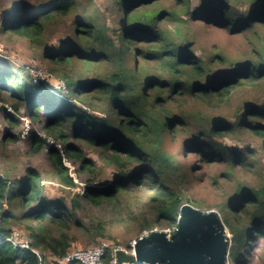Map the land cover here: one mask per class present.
Returning a JSON list of instances; mask_svg holds the SVG:
<instances>
[{
    "label": "trees",
    "instance_id": "trees-1",
    "mask_svg": "<svg viewBox=\"0 0 264 264\" xmlns=\"http://www.w3.org/2000/svg\"><path fill=\"white\" fill-rule=\"evenodd\" d=\"M168 1L170 7L165 6ZM84 3L26 5L14 0L2 11L0 26L42 49V60L56 66L65 84V93L48 94L44 84L28 77L29 71L0 64V112L10 128L3 141L22 138V130L11 132L20 128L19 112L33 122H41L44 113L48 118L42 129L60 143L62 153L35 129L27 133L29 152L45 150L57 180L73 191L77 183L64 157L87 174L89 184L83 194L74 191L68 202L66 196L45 195L43 177L34 167L21 178L0 176V264H56L52 258L73 250L76 230L94 240L114 239L105 221L87 215L85 204L99 208L119 203L134 190L149 207L147 214L133 217L140 231L155 225L178 227L189 172L220 163L229 166L221 175L227 180L240 168L237 187L217 209L232 235L230 261L250 264L256 259L264 264V184L247 186L240 177L257 167L258 152H264V103L245 101L234 108L232 119L212 116L194 132L186 115L187 104L219 110L238 90L264 83V36L253 41L255 55L229 57L217 50L201 55L194 48L190 23L201 20L258 36V28L264 29V0H110L108 9L122 20L119 31L108 27L101 14L86 12L74 19L73 38L60 45L44 41L49 23ZM245 132L261 141L258 146L240 143ZM184 136L181 156H198L191 167L166 147L165 138L176 144ZM84 145L92 147L103 166ZM104 167L113 168V180L91 184ZM214 182L219 184L217 177ZM19 221L25 224L30 248L8 241L12 224ZM118 259L134 258L120 252Z\"/></svg>",
    "mask_w": 264,
    "mask_h": 264
},
{
    "label": "rangeland",
    "instance_id": "rangeland-1",
    "mask_svg": "<svg viewBox=\"0 0 264 264\" xmlns=\"http://www.w3.org/2000/svg\"><path fill=\"white\" fill-rule=\"evenodd\" d=\"M12 1L14 0H0V18L5 17L2 16V11L11 6ZM21 1L26 5H39L40 3H46L52 0ZM78 1L86 3L80 4L78 10L74 13L65 17H56L54 21L49 23L44 31V41H49L50 45H60L62 42L73 38V21L78 15L86 12L89 14H101L108 27L115 28L116 31L120 30L122 20L112 9H108L110 0ZM170 5L171 1L165 2L166 7H170ZM240 9L244 10L245 8L240 7ZM258 29L260 33L258 36L253 33L246 34L245 32L233 33L228 28L207 25L201 20L191 22L189 28L190 32H192L196 38L194 48L198 50L201 55L217 50L224 52L229 57L238 58L256 54V51L254 52L253 41L260 36H264V29ZM118 41H120V39ZM41 53L42 49L33 47L27 41L21 39L17 35L7 32L0 26V64L2 66L7 64L8 67L16 72H28L29 68L34 66L43 68V70L47 71L52 76V79L44 84L47 87V89L44 88V91L48 94L51 92L58 94L61 92V89H57V87L62 84L61 75L57 69H55L56 66L42 60ZM48 69H50L51 72ZM29 74L30 73H28V77H33L31 76L32 74ZM63 91L64 92L62 93H65V90ZM245 101L255 102L256 104L264 103V83H259L257 86L250 85L244 87L242 90H238L230 100L229 105H224L219 110L200 106L197 103L187 104L186 115L187 119L192 124L190 132L198 131L199 127L203 126L204 122L208 121V118H212V116L229 117L232 119L235 111L234 108ZM1 105L2 104L0 103V106ZM8 107L13 111L10 105H8ZM199 111L201 112L200 116L202 117L196 113ZM17 116L21 121L20 128H13L11 132L18 133L19 130H22V138L15 142H4L3 135L6 131H9L10 128L7 124L4 113L0 112V176L9 175L13 179L21 178L28 167H34L39 170L43 177L45 195L48 198L66 196V199L69 202L74 191H81L85 185L89 184L87 174L77 171V165L72 163V168L69 169V173L73 174V177H75V180L77 181L75 189L73 191L71 187L62 185L60 181L57 180L55 172L47 161L45 150H42L39 153L29 152L30 138L28 134L23 137L26 125L29 126V130L35 129L41 135H45L46 133L43 131L42 125L47 121L48 116L42 113L41 122H33L24 112H19ZM26 119L28 121H26ZM199 121H201L202 124H200ZM186 136L181 137L176 144L171 143L168 138H165V141L167 143V149L173 153L179 161L191 167L197 161L198 156L196 154H189L187 158L181 156L180 149ZM239 138L240 143L251 142L255 146H258L261 142L257 140L254 135L251 133L249 134V132H245V134L239 136ZM215 139L217 140L218 138ZM225 140L231 142L234 139ZM84 147L91 157L96 160L98 159L96 156L97 154L92 147L88 145H84ZM258 155L257 167L253 171H248L240 175L241 182L247 186L257 187L264 184V152L259 150ZM98 163L102 165V162L99 159ZM227 169L229 170L228 165L220 163L210 166L204 165L203 168L196 171L195 174L189 172V178L186 181V185H184L185 203H190L203 211H210L211 209L217 211L224 198H227L228 194L231 195L237 187L235 173L238 172L240 168L233 169L235 173L231 180L221 177L222 173ZM113 174V168L104 167L98 180L91 184H96L97 182L104 184L110 183L113 180ZM215 177L218 178L219 184H215ZM134 191L135 192H133L132 195L126 198H121L122 200L119 203H105L99 208L93 207L87 203L85 204L87 215L102 219L108 224L111 232L110 234L115 237L114 239L108 238L110 241H116L123 245H127L131 239L138 236L144 230H147L143 229L140 231L138 225L133 222V217L137 216L138 212L141 213V211H143L147 214V211H149L146 199L142 197L140 193H137V190ZM139 218H141V214ZM12 228L26 237H29L24 223L20 221L15 222L12 224ZM152 228L162 229L156 225ZM76 235L77 238L73 244V250L87 248L96 245L101 241L100 238H97L96 240L90 239L79 230H76ZM250 264L260 263L255 259L251 261Z\"/></svg>",
    "mask_w": 264,
    "mask_h": 264
},
{
    "label": "water",
    "instance_id": "water-1",
    "mask_svg": "<svg viewBox=\"0 0 264 264\" xmlns=\"http://www.w3.org/2000/svg\"><path fill=\"white\" fill-rule=\"evenodd\" d=\"M229 249L226 225L218 211L184 203L176 232L169 238L165 231H153L138 240L135 257L152 264H230Z\"/></svg>",
    "mask_w": 264,
    "mask_h": 264
},
{
    "label": "built area",
    "instance_id": "built-area-1",
    "mask_svg": "<svg viewBox=\"0 0 264 264\" xmlns=\"http://www.w3.org/2000/svg\"><path fill=\"white\" fill-rule=\"evenodd\" d=\"M29 73L32 74L33 80L36 84H46V82H49L52 79L51 74H49L47 71L43 70L41 67H30ZM57 89H65V84L62 81V84L57 87ZM11 108L8 107V110ZM26 121H28L26 119ZM29 131V126L26 125V130L24 131L23 137L27 135ZM48 145L55 144L57 148L61 150V145L59 142H55V140L51 136H46ZM65 165L68 166V168H72V163L64 157ZM70 174V173H69ZM72 177L73 174H70ZM75 180V177H73ZM76 181V180H75ZM77 182V181H76ZM85 187V186H84ZM81 194L84 193V188L81 191H78ZM177 230V227L174 228H168V229H158V228H151L144 230L141 232L138 236L131 239L127 245H123L121 243H116L113 241H110L108 239H102L99 241L96 245L89 246L87 248L83 249H77V250H71L63 257L58 258H52V260L55 261L56 264H152L150 262H139L136 260L135 257V246L138 242V240L148 237L153 231H165L167 234V237H171L173 233H175ZM227 236L230 238V234L228 230H226ZM8 241L12 242L15 247L20 246L24 248H30V238L26 237L19 231L13 230L10 238ZM38 253L37 251H34ZM123 252L126 255L133 256L132 261H120L118 259V253ZM154 264H161L159 262Z\"/></svg>",
    "mask_w": 264,
    "mask_h": 264
},
{
    "label": "clouds",
    "instance_id": "clouds-1",
    "mask_svg": "<svg viewBox=\"0 0 264 264\" xmlns=\"http://www.w3.org/2000/svg\"><path fill=\"white\" fill-rule=\"evenodd\" d=\"M226 230H228V228L226 227ZM228 232H229V230H228ZM230 234V233H229ZM226 236H227V234H226ZM227 238H228V240L230 241V248H231V238H232V235L230 234V238L227 236ZM228 260H229V262H230V249H229V255H228ZM230 264H231V262H230Z\"/></svg>",
    "mask_w": 264,
    "mask_h": 264
}]
</instances>
